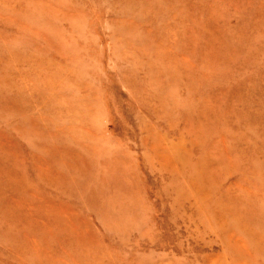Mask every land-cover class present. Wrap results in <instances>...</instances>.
<instances>
[{"label": "rangeland", "instance_id": "374dc122", "mask_svg": "<svg viewBox=\"0 0 264 264\" xmlns=\"http://www.w3.org/2000/svg\"><path fill=\"white\" fill-rule=\"evenodd\" d=\"M0 264H264V0H0Z\"/></svg>", "mask_w": 264, "mask_h": 264}]
</instances>
